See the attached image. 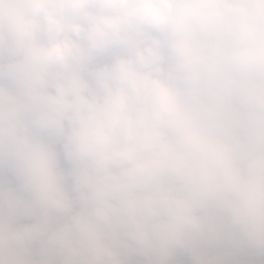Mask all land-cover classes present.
Instances as JSON below:
<instances>
[{
    "label": "clouds",
    "instance_id": "9594fccd",
    "mask_svg": "<svg viewBox=\"0 0 264 264\" xmlns=\"http://www.w3.org/2000/svg\"><path fill=\"white\" fill-rule=\"evenodd\" d=\"M0 264H264V0H0Z\"/></svg>",
    "mask_w": 264,
    "mask_h": 264
}]
</instances>
